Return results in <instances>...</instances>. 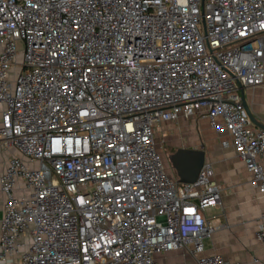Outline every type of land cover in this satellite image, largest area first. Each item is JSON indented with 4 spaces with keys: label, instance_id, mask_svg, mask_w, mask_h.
<instances>
[{
    "label": "built area",
    "instance_id": "obj_1",
    "mask_svg": "<svg viewBox=\"0 0 264 264\" xmlns=\"http://www.w3.org/2000/svg\"><path fill=\"white\" fill-rule=\"evenodd\" d=\"M263 49L264 0H0V264L180 249L239 264L202 253L204 212L222 205L213 169L179 183L154 133L207 119L264 201V131L240 101L264 85Z\"/></svg>",
    "mask_w": 264,
    "mask_h": 264
},
{
    "label": "crops",
    "instance_id": "obj_2",
    "mask_svg": "<svg viewBox=\"0 0 264 264\" xmlns=\"http://www.w3.org/2000/svg\"><path fill=\"white\" fill-rule=\"evenodd\" d=\"M244 100L256 121L253 127L260 130L264 126V85L245 89ZM157 129L163 147L173 154L177 149L202 152L204 164L213 169V180L220 187L221 207L204 212V218L216 230L205 240V246L203 243V255H217L228 263L252 264L256 259L264 264V243L255 235L264 201L250 183V172L237 159L229 135L215 132L208 120L200 117L179 118L176 123H164ZM222 142L229 145L225 148ZM257 162L264 170V157ZM154 258L157 264H196V259L184 249Z\"/></svg>",
    "mask_w": 264,
    "mask_h": 264
},
{
    "label": "water",
    "instance_id": "obj_3",
    "mask_svg": "<svg viewBox=\"0 0 264 264\" xmlns=\"http://www.w3.org/2000/svg\"><path fill=\"white\" fill-rule=\"evenodd\" d=\"M240 101H242L247 118L251 123L256 124L244 100V89L240 90ZM264 131V126H261ZM170 169L173 170L175 177L179 183L192 184L194 183L200 168L204 164V154L199 151H187L177 149V151L168 157Z\"/></svg>",
    "mask_w": 264,
    "mask_h": 264
},
{
    "label": "rangeland",
    "instance_id": "obj_4",
    "mask_svg": "<svg viewBox=\"0 0 264 264\" xmlns=\"http://www.w3.org/2000/svg\"><path fill=\"white\" fill-rule=\"evenodd\" d=\"M154 137H155L156 143L158 144L157 146L159 148V151L162 153V157L164 159V164L166 166V169L170 173L174 174L173 170L170 169V165H169V162H168V157L170 155H172L173 153L170 150H168V149L163 147L162 142H161L162 141V137H161L160 131L158 129H155ZM209 210L210 209L205 211L206 214L209 212ZM0 215H1V207H0ZM203 243H204V246H205L206 245V241L204 240Z\"/></svg>",
    "mask_w": 264,
    "mask_h": 264
}]
</instances>
